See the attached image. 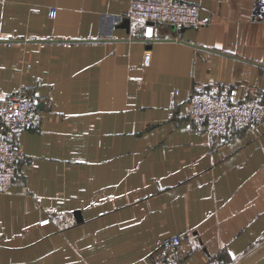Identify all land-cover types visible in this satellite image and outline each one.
Returning <instances> with one entry per match:
<instances>
[{
    "label": "crops",
    "instance_id": "0c3cea01",
    "mask_svg": "<svg viewBox=\"0 0 264 264\" xmlns=\"http://www.w3.org/2000/svg\"><path fill=\"white\" fill-rule=\"evenodd\" d=\"M182 1L203 26L131 24L130 0H0V98L43 97L40 126L0 127L25 152L0 193V264L264 258V122L217 143L186 116L194 81L264 101V21L255 0Z\"/></svg>",
    "mask_w": 264,
    "mask_h": 264
},
{
    "label": "built area",
    "instance_id": "2783aa9c",
    "mask_svg": "<svg viewBox=\"0 0 264 264\" xmlns=\"http://www.w3.org/2000/svg\"><path fill=\"white\" fill-rule=\"evenodd\" d=\"M255 12L264 21V0H255ZM55 8H51L54 15ZM128 20L131 24L148 21L166 22L176 28H199L205 24L198 4L182 0H130ZM151 62V52L145 51L144 65ZM236 82L206 83L194 81L190 88L186 116L191 128L205 134L217 143L228 140L231 128H253L264 122L263 92L256 85H247L240 94ZM42 96H31L24 88L0 98V127L34 129L43 121L38 107ZM174 106V103H172ZM25 152L20 144L6 138L0 131V193L10 192L14 177ZM50 218L40 221L41 225ZM181 244V237L174 235L163 239L167 250ZM205 264H226L218 257H210Z\"/></svg>",
    "mask_w": 264,
    "mask_h": 264
},
{
    "label": "water",
    "instance_id": "95a60500",
    "mask_svg": "<svg viewBox=\"0 0 264 264\" xmlns=\"http://www.w3.org/2000/svg\"><path fill=\"white\" fill-rule=\"evenodd\" d=\"M128 22H129V20H128ZM256 264H264V258L261 261H259L258 263H256Z\"/></svg>",
    "mask_w": 264,
    "mask_h": 264
}]
</instances>
